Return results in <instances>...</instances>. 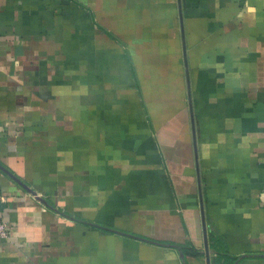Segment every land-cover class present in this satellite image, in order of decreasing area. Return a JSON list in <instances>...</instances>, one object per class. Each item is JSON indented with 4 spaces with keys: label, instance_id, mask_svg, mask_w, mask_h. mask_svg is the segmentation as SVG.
<instances>
[{
    "label": "crops",
    "instance_id": "0c3cea01",
    "mask_svg": "<svg viewBox=\"0 0 264 264\" xmlns=\"http://www.w3.org/2000/svg\"><path fill=\"white\" fill-rule=\"evenodd\" d=\"M179 4L0 0V264H264V0Z\"/></svg>",
    "mask_w": 264,
    "mask_h": 264
},
{
    "label": "built area",
    "instance_id": "2783aa9c",
    "mask_svg": "<svg viewBox=\"0 0 264 264\" xmlns=\"http://www.w3.org/2000/svg\"><path fill=\"white\" fill-rule=\"evenodd\" d=\"M5 202V198L0 196V204ZM9 235V227L8 225L0 218V241L6 240Z\"/></svg>",
    "mask_w": 264,
    "mask_h": 264
},
{
    "label": "water",
    "instance_id": "95a60500",
    "mask_svg": "<svg viewBox=\"0 0 264 264\" xmlns=\"http://www.w3.org/2000/svg\"><path fill=\"white\" fill-rule=\"evenodd\" d=\"M179 1L180 0H178V5H179V8H180ZM180 23H181V19H180ZM181 28H182V24H181ZM182 44H183V49H184V42H183V40H182ZM191 118H192V111H191ZM201 215H202L203 231H204V235H205L206 234V231H205V221H204L203 212H201ZM204 250H205V256H206V263L209 264V258H208V252H207V240H206V238L204 239Z\"/></svg>",
    "mask_w": 264,
    "mask_h": 264
},
{
    "label": "trees",
    "instance_id": "16d2710c",
    "mask_svg": "<svg viewBox=\"0 0 264 264\" xmlns=\"http://www.w3.org/2000/svg\"><path fill=\"white\" fill-rule=\"evenodd\" d=\"M217 259H219V258H217Z\"/></svg>",
    "mask_w": 264,
    "mask_h": 264
}]
</instances>
